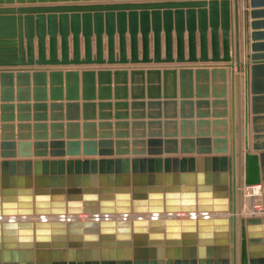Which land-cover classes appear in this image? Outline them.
Segmentation results:
<instances>
[{"label": "water", "instance_id": "water-1", "mask_svg": "<svg viewBox=\"0 0 264 264\" xmlns=\"http://www.w3.org/2000/svg\"><path fill=\"white\" fill-rule=\"evenodd\" d=\"M232 2L231 15L230 0H0L3 102L12 101L14 81L18 102H28L32 80L33 100L42 101L33 103V109L44 110L47 80L52 99H61L63 84L67 96L77 99L79 77L85 98H92L95 78L102 96L104 78L108 80L113 74L116 80L122 77L124 83L128 73L125 69L115 68L111 72L98 67L103 64L225 63L213 64L210 70L207 65H194V70L190 65H179L178 70L176 67L132 68L129 74L132 84L142 82L146 76V89L153 97H159L162 77L163 94L170 98L175 95L177 74L181 97L191 98L194 77L196 97L208 98L211 94L214 98L211 105L215 108L227 104L225 67L232 73L234 67L237 72L245 70L244 118L247 120L249 104L252 150L259 151L242 155L240 138L237 153L224 155L228 152L227 129L213 131L212 139L207 131L197 135L203 137L193 139L192 134L183 133V126L192 125L193 121L184 119L180 121V153L215 155L31 160L22 159L31 153L21 150L29 148L30 141H19L16 154L12 150L16 145L13 136L1 135V140L10 141L0 142V264H235L236 256L239 264H264V214L244 216L241 210L243 188L253 185L261 186L264 206V141L259 142L264 138V129L258 126V121L264 119V30L259 31L264 29V20H257L264 17V9L243 10L241 35L239 0ZM244 6L261 7L264 0H244ZM241 46L244 61L240 59ZM216 74L222 82L219 90L215 86ZM209 78L211 91L209 83H201L209 82ZM239 78L236 74L240 117ZM135 89L142 94L143 87L132 85L131 91ZM114 90L117 94L119 88ZM135 104L143 105L131 103ZM191 104L192 101H180L182 118H185V105ZM202 104L207 106L209 100L196 101L197 107ZM147 105L158 107L160 102L149 101ZM169 105L174 107L175 101H164V110ZM28 106L29 103H17L16 110L19 113ZM62 106V103L50 104L52 110ZM65 106L69 115V109L76 111L78 104ZM82 106L85 113L94 103ZM13 107L12 103L2 104L0 109L3 113ZM208 114L197 110L198 118H208ZM226 115V109L213 110L216 119H198L196 125L225 126ZM35 116L41 117L35 120L44 121V113ZM8 118L12 120L11 115ZM21 124H17L18 130ZM119 124L128 123H114ZM140 124L146 123H131L132 127ZM147 124L159 125L160 121ZM104 125L111 123H98V127ZM66 126L69 130L71 124ZM87 126L93 127L94 123L82 124L84 138ZM6 127L12 129L14 124H0L1 130ZM33 127L46 128V123L38 122ZM50 127L61 128L62 124L52 123ZM99 136L98 141L92 136L81 142L76 135L73 137L76 140L51 142L50 146L65 144L69 155L72 147L79 154L82 144L83 155L103 156L112 155L111 145L115 144L116 155L128 153L127 149H119L121 144L128 145V140L113 142L101 139V133ZM35 139L43 140L33 145L44 147V151H34V156H46L45 137ZM232 139L235 141L234 134ZM145 142L149 146L164 143L165 152H177L176 138L133 139L131 145ZM194 142L196 148L192 147ZM168 143L174 144L173 151L168 150ZM187 143L191 144L190 151L184 149ZM105 146H109L108 151ZM60 152L50 151V156H63V151ZM132 153L144 154V151L133 149ZM160 153L159 147L154 152L148 149L149 155ZM177 212L189 215L174 217ZM161 213L165 216L160 217ZM132 214L149 216L126 217ZM78 215L89 218L76 219Z\"/></svg>", "mask_w": 264, "mask_h": 264}, {"label": "crops", "instance_id": "crops-1", "mask_svg": "<svg viewBox=\"0 0 264 264\" xmlns=\"http://www.w3.org/2000/svg\"><path fill=\"white\" fill-rule=\"evenodd\" d=\"M154 1H162V0H154ZM233 0H230V9H231V15L233 14ZM239 27L242 35V23H243V10L246 9L247 11H250V9H264V6L261 7H256V8H251L250 6L248 8H245L244 6V0H239ZM232 19V17H231ZM251 20V19H250ZM257 20H264V17L262 18H257ZM233 22V19L231 20ZM264 30V29H259V31ZM249 31H252L249 28ZM241 41H242V36H241ZM264 41V40H262ZM251 42V40H250ZM241 46V50H242ZM83 53V51H81ZM152 54V52H151ZM127 55H129V51L127 50ZM104 56H106V50H104ZM240 59L241 61H244V56H243V50L240 54ZM230 62H227L226 64H229ZM224 65L225 63H215V62H184V63H176V62H171V63H126V64H103V66H98V67H104L110 69L111 72L114 71L115 68H120V69H125L127 70V75L125 77V82L123 83L122 77H118L117 80L113 76V74L109 77V79H103V88H105V91H103L102 96L98 93V82L97 78H95V88L93 91V96L91 99L85 98L86 96H83L82 92V87H81V78L79 77V88L77 91V99H70L71 97H68L64 88L63 84V90L61 92V99H52L50 92H49V82L47 80V89H46V97H45V109L41 110H34L33 109V103H42L41 102H35L33 100V93H32V80L29 82V101L28 102H18L17 100V93H16V82L14 81L13 83V98L11 102H3L1 100V94H0V106L6 105V104H13L14 107L13 109H6L3 113L1 112L0 109V124L2 123H13L14 128L6 127L5 129L1 130L0 129V142L1 141H10V140H1V135H5V137H10V135L13 136V140L15 141V146L12 149L16 154L18 153V146L17 143L19 141H30L32 144L30 145L29 148L23 147L21 150L23 152L30 151L31 156L25 157L22 159H44V160H50V159H99V158H133V157H197V156H212L215 155L214 153H209V154H196L195 152H185V153H180V139H181V134H182V129L180 125V121L182 119L186 121H193V124L190 125L189 123L185 124L183 126V133L185 135H190L192 134V138L196 139L197 137H203V136H197V135H204L206 131L208 132L209 137L212 139L213 136V131H222L223 129H227V138H228V152L224 153V155L230 156L233 153H237L238 150V142L239 139L241 138V151L242 155L244 152H252V153H258L259 151L257 150H252V121H251V113H250V105L248 104V117L247 120L244 118V113H245V104L243 101V96H244V86H245V76H246V71H236V68L234 67L233 73L229 70V67L226 66L225 68L227 69L226 73V97L225 99L227 100V104L225 107H222V105L216 106L215 108L212 107L211 101L212 98L211 94L208 96V98H197L196 97V92H195V82H194V77H193V83H192V96L191 98H182L180 94V89H179V81H178V74H177V85L175 89V95L174 97H166L163 94V89H162V77L161 81L159 82L160 85V91H159V97H153V95H149L146 89L147 82H146V76L143 77V81L136 83L134 82L133 84L131 83V77H130V70L132 68L134 69H143L147 70L149 67H156L157 69H164L163 67H176V69H179V65H190L193 66L192 69L194 70L196 67L194 65H207L209 70L212 68L211 65ZM71 67H85V66H71ZM86 67H94L96 68L97 66H86ZM155 68V69H156ZM15 72V71H14ZM234 74V77H233ZM239 74L240 78V94H241V116L239 117L238 113V105H237V92H236V83H235V75ZM215 86L216 90H219L218 87L222 85V82H220L219 76L216 74L215 76ZM117 82V84H116ZM202 85H205V83H209V91H211V80L209 78V82H201ZM143 87V92L142 94H138V90L131 91V87ZM117 87L119 90L117 91V94H115L114 88ZM125 87V91H123V88ZM107 88H109V92L107 91ZM204 100L207 99L209 100V104L206 105H200L197 107L196 101L197 100ZM185 100V101H192L191 105H185L184 107V116L185 118H182L181 116V110H180V101ZM149 101H159L160 105L157 106H151L148 107L147 103ZM164 101H175L174 107L169 105L167 106V111L164 110L163 102ZM76 102L78 104L77 110L75 111V108L71 111L69 109V115L66 109V103H73ZM143 103L142 106H134L131 105V103ZM17 103H29L28 108L21 109L18 113L16 110V104ZM52 103H62L63 106L61 108L57 109H51L50 104ZM83 103H94L93 108L89 107L87 110H83ZM103 103L105 106L99 108L98 104ZM119 104V105H115ZM125 104V105H124ZM174 109V112H173ZM191 109V112H190ZM223 109H226L227 115L225 119H227V125L223 126L220 124H217L215 126H212V124H209L206 126L205 124H201L200 126L196 125V121L198 119H209L212 121L213 118L212 112L214 111H221ZM197 110L202 112H208L209 116L208 118H198L197 117ZM71 112V113H70ZM190 112V113H189ZM45 114L44 116V121H41V119L35 120V118H41L35 115H40V114ZM60 115V116H55V115ZM2 115L5 118H2ZM10 115L12 116V120ZM27 115V116H26ZM75 115V116H74ZM204 115V114H200ZM187 116V118H186ZM27 120H24L26 119ZM20 121H19V120ZM218 119V118H217ZM100 121H104L105 123L110 122L111 125H104L102 127H98V123ZM119 121L120 123H128L126 125L119 124L117 126L114 125L115 122ZM149 121L157 122L160 121V124H153L149 126L147 123ZM240 121V122H239ZM40 123V122H45L46 123V128L43 127H37L34 129L33 125L35 123ZM94 123V126H87L85 128V136L84 138V129L82 127L83 123ZM132 122H137V123H146L143 125H135L132 127L131 123ZM164 122H167V125H164ZM22 123L23 125L19 130L17 129V124ZM27 123L29 126H27ZM52 123L55 124H62V127H55L51 128L50 125ZM78 123V127L76 129L75 124ZM175 123V125L173 124ZM67 124H71V127H69V130L67 128ZM258 126L259 129H264V119L258 121ZM126 132V134H125ZM235 132V133H234ZM61 133V134H60ZM100 133L103 135L101 139H111L113 142L116 140H128L129 144H121L119 145L120 151H124V149H127L128 153L127 154H115V144L111 145V149L113 150L112 155H103L99 156L97 154H88V155H83L82 154V144L79 145V154H76L74 148L72 147L70 149L69 155H67L66 151V145L63 144V146H54L51 147L50 143L51 142H60L62 141L63 143H66L68 140H76L73 137L76 135L78 136L79 141H83L84 139H91L92 136H94L95 140H99L100 138ZM149 134L151 136H149ZM175 134L176 137H173ZM233 134L235 135V141H233L232 136ZM247 134V147L245 146V135ZM20 135V136H19ZM45 135V136H43ZM53 135V137H52ZM117 135V136H116ZM166 135L168 137H166ZM241 135V136H240ZM68 136L72 137L68 139ZM21 137L22 139H18ZM26 137H29V139H26ZM35 137H45V140L47 145H46V151L47 155L46 156H34V151H44V147L38 146L35 147L33 143L35 141H43L39 139H35ZM134 137V138H133ZM177 139V152H165L164 150V143L161 145H148L146 142L144 144L137 143L136 145H131V141L133 139H142L144 141H147L148 139H161L164 141L165 139ZM185 138H190V137H185ZM264 138L259 139L260 143H263ZM221 143H218V146H220ZM212 146V145H211ZM161 149L160 154H153L149 155L148 154V149H152V151H156L157 148ZM191 144L187 143L184 145L185 151H190ZM192 147L196 148L197 145L194 142ZM199 147H205L203 145H200ZM105 151H108L109 146L103 147ZM167 148L169 151H173L174 149V144L168 143ZM99 147H97V150ZM135 151H144V154H133L132 150ZM1 151V148H0ZM50 151H54L55 153H61L60 151H63V156H50ZM88 151H92L91 148L88 149ZM235 151V152H234ZM263 151V150H260ZM107 153V152H106ZM14 159H18L17 156L14 157ZM156 170V168H155ZM188 170V168H187ZM244 189L247 191V189L244 187ZM249 192H251V188H248ZM248 192V193H249ZM244 198V196H243ZM244 209V201L242 200V215L246 216L243 213ZM239 264L237 261V256H236V263Z\"/></svg>", "mask_w": 264, "mask_h": 264}, {"label": "bare ground", "instance_id": "bare-ground-1", "mask_svg": "<svg viewBox=\"0 0 264 264\" xmlns=\"http://www.w3.org/2000/svg\"><path fill=\"white\" fill-rule=\"evenodd\" d=\"M248 188H251V194L249 195V193L247 192L245 195H244V209H243V213L247 216V215H251V213H253V209H252V205L253 203H256L258 202V199L256 196L258 192L261 193V186L260 185H253V186H250ZM247 189V188H246ZM250 197H253L252 200L253 202H251V199ZM188 213H185V212H177L174 214V217H177V218H181V217H188ZM213 215V214H211ZM149 215L147 214H140V215H132L131 217H148ZM160 217H164L165 214L164 213H161L159 214ZM197 216H201V214H197ZM35 218V217H34ZM88 219L89 218V215H79V218H76V219Z\"/></svg>", "mask_w": 264, "mask_h": 264}, {"label": "built area", "instance_id": "built-area-1", "mask_svg": "<svg viewBox=\"0 0 264 264\" xmlns=\"http://www.w3.org/2000/svg\"><path fill=\"white\" fill-rule=\"evenodd\" d=\"M245 188H248V187H245ZM256 196H258L257 197L258 202L253 203V205H252L253 213H251V214L263 215L264 214V206H263V203H262L261 193L258 192ZM132 215H129V216H126V217H128V218H134V217H131ZM99 217H101V216H99ZM114 217H117V216H114ZM75 218H79V215L78 216H75Z\"/></svg>", "mask_w": 264, "mask_h": 264}, {"label": "rangeland", "instance_id": "rangeland-1", "mask_svg": "<svg viewBox=\"0 0 264 264\" xmlns=\"http://www.w3.org/2000/svg\"><path fill=\"white\" fill-rule=\"evenodd\" d=\"M248 190H250V189L247 188V191H246V190L243 188V191H242V194H241V201H242V200L244 201L243 196H244L247 192H249ZM250 194H251V192H249V195H250ZM252 198H253V197H250L251 202H253Z\"/></svg>", "mask_w": 264, "mask_h": 264}]
</instances>
